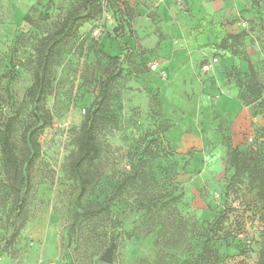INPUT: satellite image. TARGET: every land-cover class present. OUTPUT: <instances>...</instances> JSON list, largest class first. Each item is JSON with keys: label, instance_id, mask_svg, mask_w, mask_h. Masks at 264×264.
I'll list each match as a JSON object with an SVG mask.
<instances>
[{"label": "rangeland", "instance_id": "rangeland-1", "mask_svg": "<svg viewBox=\"0 0 264 264\" xmlns=\"http://www.w3.org/2000/svg\"><path fill=\"white\" fill-rule=\"evenodd\" d=\"M150 1L118 0L114 8L101 0L102 13L84 24L58 56L51 91L40 106L50 114L51 124L38 135L39 155L27 171L25 224L7 250L3 246L15 195L0 163V264H101L111 243V264H135L155 258L156 241L175 247L165 252L178 264L200 257L201 264H257L264 249V161L256 154L258 169L249 178L235 175L227 163V145L250 153L246 138L255 130L235 135L239 142L234 147L229 132L231 118L242 108L248 111L249 127L252 117L264 119V0H171L180 26L195 30L212 25V45L224 47V52H212L225 75L223 83H212V94H205L197 80L188 81V73L150 70L157 61L148 54L156 48L141 44L143 38L128 18L136 6ZM80 2L0 0V124L20 107L14 132L17 153L21 130L32 119L23 98L32 83L37 45ZM157 2L152 8L157 9ZM205 5L212 6V13ZM155 15L149 11L141 28L145 22L155 25ZM114 41L121 43L118 68L109 67L106 59L116 55ZM232 56L253 67L260 87L255 99L245 91L249 69L228 64ZM117 69L120 76L108 84V104L95 131L99 156L84 169L91 184L80 201V210L103 203L108 209L78 219L68 237L76 192L69 164L84 117L102 82L109 80V70ZM206 75L198 71L200 78ZM212 139L221 141V147ZM158 200L159 207L146 213ZM218 217L220 227L208 230L207 224H218Z\"/></svg>", "mask_w": 264, "mask_h": 264}, {"label": "trees", "instance_id": "trees-1", "mask_svg": "<svg viewBox=\"0 0 264 264\" xmlns=\"http://www.w3.org/2000/svg\"><path fill=\"white\" fill-rule=\"evenodd\" d=\"M116 1L118 0H109V4L115 8ZM100 2L101 0H81L78 9L69 12L52 34L39 41L32 68V83L23 98V102L29 105L32 119L21 130L19 153L16 152L14 132L15 125L19 122L20 107L14 111L12 116L4 118L0 124V163L8 181L9 189L15 195L9 234L3 250H7L14 245L25 224L27 197L30 191V180L27 171L39 155L38 135L51 124L50 114L47 111H42L40 106L51 91L54 65L64 48L77 38L79 29L84 24L95 20L102 13ZM130 17L131 15H128V18ZM106 59L109 67L115 66L118 68L121 56L106 57ZM247 69H249L250 76L245 91L253 100L258 97L260 87L250 63H248ZM119 76V69L109 70V80L102 82L100 95L93 104L92 109L84 117L80 127L76 155L69 164L70 175L76 182V192L70 202L69 218L71 222L68 224V237L73 235L75 222L78 219L98 215L108 209V204L103 203L95 208L80 210V201L86 195L91 184V178L85 173L84 169L92 166L99 156L95 131L108 104V84ZM242 98H245V96H242ZM254 135L256 140L253 145H249L251 148L248 154H242L238 149L232 148L230 144L227 145V163L234 169L235 175L246 173L249 178L259 167L255 158L256 154L262 162L264 161V129L255 130ZM135 174L134 172L123 179L119 184L120 188L126 186L135 177ZM180 198V196L176 197L175 200ZM160 204V200L152 202L146 208V213H151L152 209L159 207ZM216 221H218V224L209 223L206 228L210 231L218 229L221 224L219 217L216 218ZM159 235L163 237L161 231L158 232V237ZM155 246L156 256L152 261L139 259L135 264H178V260H174L172 255H167L165 252L166 249L175 247L164 244L159 246L157 241ZM165 257H171L172 260L166 261ZM198 259L194 262L183 261L180 264H201L202 257ZM257 264H264V249L259 253Z\"/></svg>", "mask_w": 264, "mask_h": 264}, {"label": "crops", "instance_id": "crops-1", "mask_svg": "<svg viewBox=\"0 0 264 264\" xmlns=\"http://www.w3.org/2000/svg\"><path fill=\"white\" fill-rule=\"evenodd\" d=\"M157 9L152 8L154 5V0L146 3L145 6H136L135 15L131 16L132 19V29L137 34L138 38H143L141 44L145 46L146 49L156 48L148 55L156 59L158 69L162 68L167 72H184L188 73V81H196L200 83L205 94H212V83L215 85L221 84L225 81V75L221 72L224 71L219 61L213 66L210 73L205 77L200 78L198 76V71L201 64L204 61L211 60L214 58L212 52H224V47L222 45H212V25L208 28L195 27L193 29H187L188 25L180 26L178 22L177 11L174 8L171 0H158ZM205 5V10L207 13H212V6ZM199 7V6H198ZM152 8V9H151ZM203 8V7H199ZM149 11H154L158 15H155L156 24L146 23L144 28H141V24L147 20V14ZM145 17V18H144ZM166 20V21H165ZM198 28V29H196ZM159 29V31H158ZM133 34V33H132ZM129 39L132 42V38ZM220 39H217V41ZM113 48L115 50V57L121 56V43L113 42ZM216 58H218L216 56ZM230 65H239L241 70H247V63L242 60H238L236 56H232L229 61ZM223 66V65H222ZM205 102V96L201 97ZM248 121V111L247 109H241L238 114L230 120L229 132L232 139L233 147L238 145L239 140L234 139V136H238L240 132L247 130L252 132L253 130L264 129V119L260 117H252L250 119V124L253 126L249 127ZM212 136L218 133L214 130L212 126ZM212 144L215 143L212 139ZM205 143H201L204 146ZM215 144L220 145L221 141H216Z\"/></svg>", "mask_w": 264, "mask_h": 264}, {"label": "built area", "instance_id": "built-area-1", "mask_svg": "<svg viewBox=\"0 0 264 264\" xmlns=\"http://www.w3.org/2000/svg\"><path fill=\"white\" fill-rule=\"evenodd\" d=\"M217 63H218V58H216V57L212 58L211 60L204 61L201 64L200 68H199L200 75H205V74L210 73V71L213 68V66L215 64H217ZM149 68H150L151 71H158L159 70L157 64H151L149 66ZM255 140H256L255 135L254 136H249V137L246 138V142L250 146L254 144Z\"/></svg>", "mask_w": 264, "mask_h": 264}, {"label": "water", "instance_id": "water-1", "mask_svg": "<svg viewBox=\"0 0 264 264\" xmlns=\"http://www.w3.org/2000/svg\"><path fill=\"white\" fill-rule=\"evenodd\" d=\"M115 244L112 243L109 248L105 250V252L100 257V261L105 264H111L112 263V254L114 250Z\"/></svg>", "mask_w": 264, "mask_h": 264}]
</instances>
